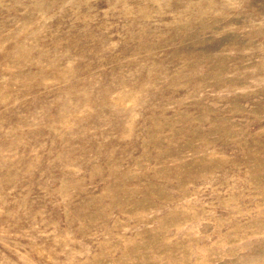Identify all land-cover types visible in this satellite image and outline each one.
<instances>
[{
  "label": "rangeland",
  "instance_id": "1",
  "mask_svg": "<svg viewBox=\"0 0 264 264\" xmlns=\"http://www.w3.org/2000/svg\"><path fill=\"white\" fill-rule=\"evenodd\" d=\"M0 264H264V0H0Z\"/></svg>",
  "mask_w": 264,
  "mask_h": 264
}]
</instances>
